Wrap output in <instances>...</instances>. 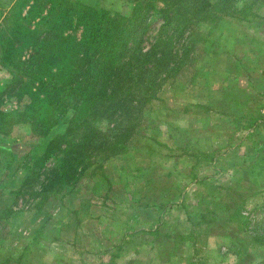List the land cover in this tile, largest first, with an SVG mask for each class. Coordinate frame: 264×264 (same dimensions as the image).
I'll list each match as a JSON object with an SVG mask.
<instances>
[{"label":"rangeland","instance_id":"obj_1","mask_svg":"<svg viewBox=\"0 0 264 264\" xmlns=\"http://www.w3.org/2000/svg\"><path fill=\"white\" fill-rule=\"evenodd\" d=\"M15 2L0 0V24ZM132 2L144 29L139 50L154 54L138 58L140 70L131 62V79L104 99L121 95L117 109L137 101L120 148L111 141L99 153L64 157L57 169L70 164L68 177L51 169L45 138L66 128L81 135V121L67 124L77 112L68 110L73 92L45 138L32 135L24 116L0 124V264H264V0H231V14L212 22L207 14L181 39L169 29L173 20L163 28L172 51L189 49L176 63L162 56L168 44L160 51L155 41L163 14L147 10L161 4ZM15 46L14 58L25 59L24 46ZM1 57L0 49V112L23 110L29 96L10 89L23 74ZM89 125L105 133L112 122Z\"/></svg>","mask_w":264,"mask_h":264},{"label":"trees","instance_id":"obj_2","mask_svg":"<svg viewBox=\"0 0 264 264\" xmlns=\"http://www.w3.org/2000/svg\"><path fill=\"white\" fill-rule=\"evenodd\" d=\"M157 1L161 7L147 4L148 11L162 13L164 16L160 26L162 33L156 34L155 41L160 44V51L162 44H168L166 46L169 49L162 56L166 61L173 57L175 63L181 56L186 55L189 49L185 47L176 55L170 46L171 36L164 33V27L169 28L174 20L176 24L169 29L171 33L178 30L177 39H181L183 30L192 22L205 19V15L210 14L208 22H212L217 14H231L234 11V7L230 5L231 0H213L211 3L207 0H198L202 8L197 11L192 8L190 10L191 6L187 4V1L194 0ZM207 5L209 9L206 12L203 9ZM24 6L26 8L22 11ZM222 6L227 7L222 9ZM168 12L171 13L167 16ZM138 13L139 11L133 7L128 17L118 13L112 15L106 9L70 0H16L8 14L2 15L1 58L7 65L18 67L23 74V80L16 79L10 89L17 93L25 91L31 104L19 110L20 112L17 110L11 113L0 112V124L14 115L24 116L22 120L27 119L25 123L31 126L29 128L35 133L32 135L36 138H45L54 127L56 122L54 113L62 105L63 98L68 92L76 95V102L70 105L68 110L76 109L77 112L71 115L72 119H69L67 124L75 127L81 121L78 124L81 126L79 127L81 135H70L66 128L62 134L54 135L50 139L45 138L43 150L49 152L50 159L54 158L53 164L56 162L54 168H51L53 171L63 165L64 157L68 158V155L84 156L90 150L99 153L101 150L111 148L113 146L111 141L114 145L119 144L117 147L120 148V143L125 140L128 130L133 129L132 121L137 115L132 116V111L137 108L133 106L136 100H126L127 105L119 109L117 104L121 105L123 101L121 95L115 98L112 104L104 106L103 102L108 96L110 86L122 85L124 80L131 79L134 73V69L128 68L131 67V62L140 70L142 66H138V58L142 57L139 61L141 63L154 54L153 50L150 53L139 50L138 43L142 40L141 34L144 29L141 30L140 27L142 18H133L137 17ZM15 45H22L27 50L25 59H20L21 56L14 58L18 50ZM162 65L165 64L162 62ZM148 71L145 69L144 72L148 74ZM31 82L38 86H29ZM36 101L48 112L41 111L40 106L36 110V106L33 107ZM24 113L27 115H23ZM100 113L106 115L101 116ZM100 117L112 122V126L105 133L99 125L98 127L89 125L90 122L100 124ZM48 119L53 120L48 123L45 121ZM116 127L117 133L112 139L109 133ZM54 151H59L60 154H52ZM51 169L49 171H52ZM56 171L68 177L75 173V168L71 170L69 164L64 173L61 169Z\"/></svg>","mask_w":264,"mask_h":264},{"label":"crops","instance_id":"obj_3","mask_svg":"<svg viewBox=\"0 0 264 264\" xmlns=\"http://www.w3.org/2000/svg\"><path fill=\"white\" fill-rule=\"evenodd\" d=\"M85 5L94 8L112 10L122 15H129L133 9L132 0H80Z\"/></svg>","mask_w":264,"mask_h":264}]
</instances>
